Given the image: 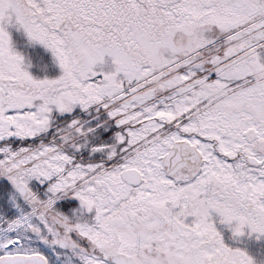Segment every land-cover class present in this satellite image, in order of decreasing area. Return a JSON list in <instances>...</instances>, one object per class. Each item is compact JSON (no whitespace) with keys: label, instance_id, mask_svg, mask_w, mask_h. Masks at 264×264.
<instances>
[{"label":"snow or ice","instance_id":"6c2138e0","mask_svg":"<svg viewBox=\"0 0 264 264\" xmlns=\"http://www.w3.org/2000/svg\"><path fill=\"white\" fill-rule=\"evenodd\" d=\"M0 264H264V0H0Z\"/></svg>","mask_w":264,"mask_h":264},{"label":"rangeland","instance_id":"374dc122","mask_svg":"<svg viewBox=\"0 0 264 264\" xmlns=\"http://www.w3.org/2000/svg\"><path fill=\"white\" fill-rule=\"evenodd\" d=\"M27 51H28V53H29L30 55H32V56H35L37 53L40 52L39 49H36L35 51H33L32 49H28Z\"/></svg>","mask_w":264,"mask_h":264}]
</instances>
